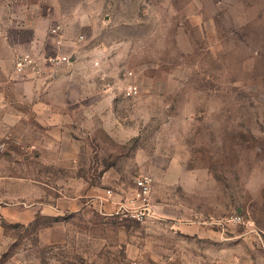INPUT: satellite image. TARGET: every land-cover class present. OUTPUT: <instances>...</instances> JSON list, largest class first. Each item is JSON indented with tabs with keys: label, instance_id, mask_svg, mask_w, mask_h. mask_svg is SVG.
I'll return each instance as SVG.
<instances>
[{
	"label": "rangeland",
	"instance_id": "374dc122",
	"mask_svg": "<svg viewBox=\"0 0 264 264\" xmlns=\"http://www.w3.org/2000/svg\"><path fill=\"white\" fill-rule=\"evenodd\" d=\"M35 14L84 36L120 134L67 145L79 168L55 174L80 192L104 177L113 195L149 175L158 217L78 199L29 225L0 219V264H264V0H0L1 29ZM23 146L0 139V197L32 163Z\"/></svg>",
	"mask_w": 264,
	"mask_h": 264
},
{
	"label": "crops",
	"instance_id": "0c3cea01",
	"mask_svg": "<svg viewBox=\"0 0 264 264\" xmlns=\"http://www.w3.org/2000/svg\"><path fill=\"white\" fill-rule=\"evenodd\" d=\"M26 17L24 24L0 27V139L21 145L30 141L32 146L20 151L33 159L28 164L20 159L16 174L6 177L0 219L29 225L39 215L76 210L81 206L78 199L104 200L105 209L116 211L134 186L127 193L117 186L121 192L110 199L108 190L101 188L108 182L104 177L96 187L81 179L84 189L80 192L74 189L72 176L55 174L79 168L80 153L67 151V145L75 148L77 140L90 139L103 144L105 134L120 140L112 115L115 99L105 84V73L80 50L81 33L73 23L65 25V42L60 47L62 54L72 57L71 63L54 67L44 62L43 57L55 48L52 22L37 14ZM18 53H32L42 60L33 72L18 74L14 68ZM89 152L86 142L82 154L88 156Z\"/></svg>",
	"mask_w": 264,
	"mask_h": 264
},
{
	"label": "built area",
	"instance_id": "2783aa9c",
	"mask_svg": "<svg viewBox=\"0 0 264 264\" xmlns=\"http://www.w3.org/2000/svg\"><path fill=\"white\" fill-rule=\"evenodd\" d=\"M65 26L55 25L50 29V34L54 38L55 48L45 57L43 61L54 67H60L71 63L72 57L60 52V47L65 42ZM84 41V36L78 37V43ZM42 58L32 53H18L14 58L15 72L18 74L31 73L39 66ZM99 62H94V66H98ZM124 95L127 98H136L140 95V90L135 84H130L125 88ZM154 188L153 178L149 175H143L134 180V188L132 192L118 203L116 213L124 218L133 219L144 223L150 219L158 217V209L152 201ZM107 195L111 199L113 194L110 190ZM235 223H241L242 219L237 217L233 220Z\"/></svg>",
	"mask_w": 264,
	"mask_h": 264
}]
</instances>
